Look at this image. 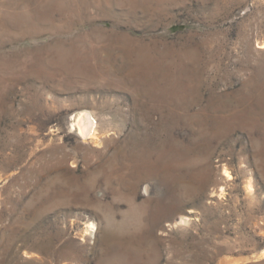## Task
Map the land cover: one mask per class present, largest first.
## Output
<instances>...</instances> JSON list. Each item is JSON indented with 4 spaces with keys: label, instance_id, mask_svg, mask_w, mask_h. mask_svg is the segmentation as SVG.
<instances>
[{
    "label": "rangeland",
    "instance_id": "obj_1",
    "mask_svg": "<svg viewBox=\"0 0 264 264\" xmlns=\"http://www.w3.org/2000/svg\"><path fill=\"white\" fill-rule=\"evenodd\" d=\"M262 44L264 0H0V264H264Z\"/></svg>",
    "mask_w": 264,
    "mask_h": 264
},
{
    "label": "bare ground",
    "instance_id": "obj_2",
    "mask_svg": "<svg viewBox=\"0 0 264 264\" xmlns=\"http://www.w3.org/2000/svg\"><path fill=\"white\" fill-rule=\"evenodd\" d=\"M260 49H264V44L259 45ZM76 126L79 128L81 135H83L86 139L87 137H91L94 131V122L91 120L88 114H81L78 117ZM95 137V136H94ZM96 138V137H95ZM262 257H264V251L262 253Z\"/></svg>",
    "mask_w": 264,
    "mask_h": 264
}]
</instances>
